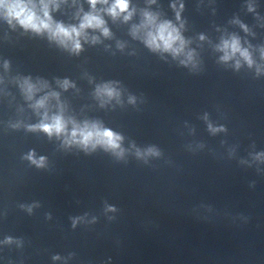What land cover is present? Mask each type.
Here are the masks:
<instances>
[{"label": "clouds", "instance_id": "1", "mask_svg": "<svg viewBox=\"0 0 264 264\" xmlns=\"http://www.w3.org/2000/svg\"><path fill=\"white\" fill-rule=\"evenodd\" d=\"M98 3L107 4L108 0H89V4L92 7V12L85 13L81 19L79 27H65L63 24H54L51 16L49 15V6L44 0H41V11L43 16L37 14L36 5L32 3V0H0V12L3 13L5 18L8 19L9 23L12 20L17 21L23 28L31 29L34 32L40 33L42 31H47L49 33L50 39H54L65 47L71 44V48L74 52H78L81 48L80 38L84 37L86 29H99L104 36H109L110 32L107 27H105V21L96 12V5ZM175 7V5H173ZM183 5H181V8ZM106 12L112 16L114 19L123 13H127L124 16L125 20L131 18L132 12L129 11V0H113L110 7L106 9ZM144 20L142 21L139 28L133 29V35L141 29H146L144 42L152 50H161L164 52H170L174 57L184 54V48L186 41L181 36L180 31L176 28L170 21L157 22V15L150 12H144ZM177 19H179V12H177ZM203 39V37H201ZM96 37H93V42L96 41ZM219 50L224 53L221 57L222 61H228L232 59L236 54H239L245 62L251 67L253 60L247 49H242L240 41L237 37L233 36L231 39H226L219 46ZM262 56H264V50H262ZM193 60V53H186V60H182V64H187ZM239 61H237L236 67L238 68ZM24 88L28 94L29 99H31L32 93L36 91L35 87L29 83L27 80L24 82ZM69 86L68 81L63 82V87L67 88ZM97 96H107L112 98L114 96L118 97L119 93L109 84H105L102 87L97 88ZM53 96L57 94L53 93ZM48 98L44 97L39 100L35 107L41 108L45 106V102ZM130 102H133L130 98ZM45 120H49L47 113H45ZM71 121H65L62 115H53L50 118L49 123L42 122L39 125L32 126L31 130L39 128L40 130L47 133L49 136L55 134L57 136L66 135V144H80L87 148L91 145L93 148L96 145H102L106 149H111L117 152V155H122L123 150L120 149L121 136L115 134L109 129H101L96 124L89 125L85 123L83 126L73 123L72 130L70 134L67 133V123ZM211 127V126H210ZM212 131H217V129H212ZM149 153H154L153 149H149ZM137 155L140 153L137 151ZM29 159L37 164V166H43L44 158L41 157L39 161L34 160L32 155H29ZM58 258V257H57Z\"/></svg>", "mask_w": 264, "mask_h": 264}]
</instances>
